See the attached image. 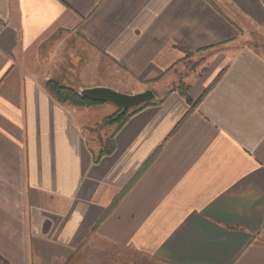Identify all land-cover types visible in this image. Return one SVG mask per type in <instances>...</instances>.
Instances as JSON below:
<instances>
[{
  "label": "crops",
  "instance_id": "obj_1",
  "mask_svg": "<svg viewBox=\"0 0 264 264\" xmlns=\"http://www.w3.org/2000/svg\"><path fill=\"white\" fill-rule=\"evenodd\" d=\"M88 71L159 89L97 163ZM0 264H264V0H0Z\"/></svg>",
  "mask_w": 264,
  "mask_h": 264
},
{
  "label": "rangeland",
  "instance_id": "obj_2",
  "mask_svg": "<svg viewBox=\"0 0 264 264\" xmlns=\"http://www.w3.org/2000/svg\"><path fill=\"white\" fill-rule=\"evenodd\" d=\"M242 37H243V39H242L241 45L255 46L258 48L261 45V40H260L261 36L257 33V31L247 29V32H244ZM79 54H80V52L77 51L76 55L78 56ZM76 55L74 57V62H76V70L78 71V69L82 68L83 61H81L79 63L78 57ZM202 58H203L202 55L196 56V57L195 56H189V57L185 56L182 63L180 65H178L174 70L170 71V73H168L167 77L171 78V81H170L171 84L167 85L168 87L166 89H169L172 87L174 89H177L178 86L182 83L183 75L185 73H191L192 71H195L198 67H200L203 64ZM78 72L76 73V75H78ZM99 72H101V71H99ZM99 72H96V75H95L94 71H88L87 75L85 77L83 76L81 79H79V77H78V79L75 78L74 82L76 83V85H80L83 83H87L88 85L96 84V85H100V86L109 85L110 80L105 77L104 72L103 71L101 73H99ZM76 75H75V77H77ZM92 75H94V77ZM112 75L113 76H111L110 79L114 80L118 84L116 87L118 89H120L121 91H125L124 93H127V94L138 93V92H136V90H138V88L142 87L140 85H143L144 86L143 88H145V90L149 89L154 93V95L156 93H157V95H159L158 86L154 85L153 84L154 82H140V84H137V82L130 79V77L127 75L126 76L125 75L124 76L114 75V74H112ZM75 87H78V86H75ZM83 87H88V86H83ZM92 87H96V86H92ZM105 87L110 88L109 86H105ZM110 89H114V88H110ZM107 106L108 107H105L106 109H104L102 112H100L94 116H91L87 121H84L85 123L93 126L94 129H96V132L94 134H97L100 137H102L105 133L108 134L110 132V129H109V127L100 129L98 127L99 124L106 117L110 116L111 114H113L117 110L113 105H107Z\"/></svg>",
  "mask_w": 264,
  "mask_h": 264
},
{
  "label": "trees",
  "instance_id": "obj_3",
  "mask_svg": "<svg viewBox=\"0 0 264 264\" xmlns=\"http://www.w3.org/2000/svg\"><path fill=\"white\" fill-rule=\"evenodd\" d=\"M190 55L191 54L188 52H185L186 57H189ZM45 89L60 105H69L72 107H93L101 104L81 98L78 95L76 89L63 86L54 80H49L45 84ZM176 90L182 97L185 98L187 102H190L188 97V87L186 85L181 83ZM159 102L160 101H156L154 99L151 103L145 104L130 111L116 110L113 114L106 117L98 127L100 129L106 127L114 128V131L109 137L106 138L105 141L101 142V150L99 151L98 155L93 158V162L97 163L102 157L111 155L113 153L115 134L132 116L150 105H157Z\"/></svg>",
  "mask_w": 264,
  "mask_h": 264
},
{
  "label": "water",
  "instance_id": "obj_4",
  "mask_svg": "<svg viewBox=\"0 0 264 264\" xmlns=\"http://www.w3.org/2000/svg\"><path fill=\"white\" fill-rule=\"evenodd\" d=\"M78 95L92 102L101 104H111L117 110L130 111L151 103L155 99L154 93L147 89L135 94H127L115 91L105 86L90 88H79Z\"/></svg>",
  "mask_w": 264,
  "mask_h": 264
}]
</instances>
